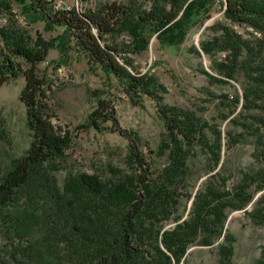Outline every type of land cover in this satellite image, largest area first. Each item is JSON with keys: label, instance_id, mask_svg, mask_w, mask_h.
I'll list each match as a JSON object with an SVG mask.
<instances>
[{"label": "trees", "instance_id": "16d2710c", "mask_svg": "<svg viewBox=\"0 0 264 264\" xmlns=\"http://www.w3.org/2000/svg\"><path fill=\"white\" fill-rule=\"evenodd\" d=\"M19 1L29 22L42 21L48 30L60 27L61 32L49 40L30 36L7 21L11 0H0V87L19 72L23 75L19 100L31 134L25 154L0 170V264H181L193 245H216L219 263L230 264L235 239L226 230L229 213L242 210L252 223L264 227V117L253 116L261 130L255 143L259 167L241 172L228 186L229 178L220 171L221 131L190 110L166 105L158 93L163 85L120 57L124 44L118 42L126 34L137 53L147 50L151 37L160 45L181 44L214 0H150L146 8L100 2L84 12L56 8V0ZM223 15L232 23L264 31V0H224ZM221 36L202 43L201 50L208 54L220 43L233 56L231 65L218 64L229 79L237 56L246 50L242 67L251 83L234 98V106L250 109L253 98L259 97L255 92L264 87V67L255 64L250 47L238 35L224 28ZM53 48L61 55L72 50L83 54L115 77L131 100H154L164 129L155 152L163 158L159 166L146 162L136 134L116 126L110 130L127 139L130 169L107 179L68 172L59 183L54 173L69 139L49 121L46 91L54 83L36 68ZM192 51L199 54L195 47ZM18 58L25 65L16 62ZM101 116H88L89 125L99 129ZM104 118L111 120L109 113ZM206 128L211 129L209 140ZM197 143L209 175L191 190L188 157ZM254 264H264V250Z\"/></svg>", "mask_w": 264, "mask_h": 264}, {"label": "rangeland", "instance_id": "374dc122", "mask_svg": "<svg viewBox=\"0 0 264 264\" xmlns=\"http://www.w3.org/2000/svg\"><path fill=\"white\" fill-rule=\"evenodd\" d=\"M112 1L132 3L141 8L150 3V0H56L55 7L84 12L100 2ZM19 2L11 0L13 15H8L7 21L23 28L30 36L40 35L45 40L61 32L60 27L48 30L42 21L29 22L21 14ZM223 2L214 0L208 13L201 21H195L181 44L160 45L151 37L147 50L137 53L126 34L120 36L118 42L124 44L120 57L128 58L135 71H147L163 85L158 93L166 105L190 110L210 128L221 131L220 171L229 178L227 184L230 186L241 172L253 171L260 165L255 143L261 130L258 124L256 127L253 116L264 117V87L255 92L259 97L253 98L252 108L243 109L240 104L235 107L234 98H240L251 83L250 75L242 67L246 50L237 56L234 77L229 79L221 73L225 67L218 64L231 65L233 56L222 50L220 43L214 44L208 54L201 50V44L222 37L224 28H228L250 47L255 64L264 67V31L230 22L223 15ZM193 47L199 54L192 51ZM16 62L25 65L20 58ZM36 68L39 75H45L54 83L46 91L49 121L57 132L69 139V146L54 173L59 183L68 172L96 173L107 179L129 170L126 163L128 141L110 130L116 126L140 138L146 162L155 166L163 162L155 152L164 129L152 98L140 96L131 100L115 77L90 64L75 50L61 55L57 49H49ZM23 85L24 78L19 72L0 87V170L3 171L13 159L25 154L31 141L25 107L19 100ZM94 112L102 115L99 129L88 123V116ZM108 113L111 120L104 118ZM205 136L208 140L212 138L211 129H205ZM188 166L192 173L189 188L195 190L209 175L204 151L198 143L190 150ZM226 230L235 239L230 264H254L264 250V227L252 223L242 210H237L229 213ZM181 264H220L216 245L189 247Z\"/></svg>", "mask_w": 264, "mask_h": 264}]
</instances>
